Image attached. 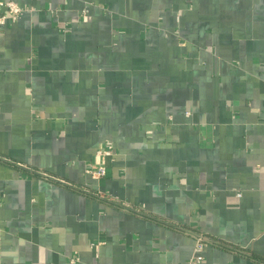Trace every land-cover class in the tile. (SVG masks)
Returning <instances> with one entry per match:
<instances>
[{
	"label": "crops",
	"instance_id": "0c3cea01",
	"mask_svg": "<svg viewBox=\"0 0 264 264\" xmlns=\"http://www.w3.org/2000/svg\"><path fill=\"white\" fill-rule=\"evenodd\" d=\"M14 1L0 264H264V0Z\"/></svg>",
	"mask_w": 264,
	"mask_h": 264
},
{
	"label": "built area",
	"instance_id": "2783aa9c",
	"mask_svg": "<svg viewBox=\"0 0 264 264\" xmlns=\"http://www.w3.org/2000/svg\"><path fill=\"white\" fill-rule=\"evenodd\" d=\"M27 9L14 0H0V25H4L7 22L17 19L22 12ZM99 157L114 156V150L112 146L103 147L98 152ZM89 173H92L95 177H104L108 173L107 166L103 160L99 163L97 169H87ZM195 247L192 258L189 264H200L204 260V250L212 240L201 232H194ZM72 261H77V258H72Z\"/></svg>",
	"mask_w": 264,
	"mask_h": 264
}]
</instances>
